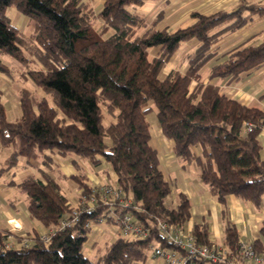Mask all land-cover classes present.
Returning a JSON list of instances; mask_svg holds the SVG:
<instances>
[{
  "label": "trees",
  "instance_id": "1",
  "mask_svg": "<svg viewBox=\"0 0 264 264\" xmlns=\"http://www.w3.org/2000/svg\"><path fill=\"white\" fill-rule=\"evenodd\" d=\"M94 1L0 0V71L18 73L23 82L17 118L7 117L0 96V143L12 148L0 174L13 172L9 183L25 194L29 216L41 227L24 234L0 227V264H146L152 243L176 247L157 222L184 226L191 202L179 191L176 205L166 203L173 186L152 143L148 113L153 110L162 133L174 140L179 162L195 164L221 202L231 193L256 205L264 197L259 142L264 110L228 96L200 74L219 41L264 15V4L240 0L231 9L193 11L190 23L170 27L162 25L170 0H158L153 14L141 9L149 0H103L99 8ZM10 5L27 17L31 32L12 21L6 13ZM191 39L198 44L186 69L168 67L173 54ZM225 54L211 68V78L238 80L264 62V38L244 41ZM5 55L20 66L5 61ZM56 156L70 158L77 172H62ZM80 161L106 165L107 173L116 176L112 183L131 200L129 206L106 193L105 183L93 184ZM21 167L32 172L17 179ZM70 179L79 191L76 202L66 192ZM123 212L150 227L149 235L115 231L96 240L89 253L100 217L117 227L116 214ZM224 221L229 264L242 260L241 242L235 224L226 216ZM48 229L53 231L46 239ZM260 231L264 239V217ZM192 232L198 244L215 243L207 222L196 223ZM10 234L14 239L7 242ZM253 245L257 253L264 252L262 240Z\"/></svg>",
  "mask_w": 264,
  "mask_h": 264
},
{
  "label": "crops",
  "instance_id": "2",
  "mask_svg": "<svg viewBox=\"0 0 264 264\" xmlns=\"http://www.w3.org/2000/svg\"><path fill=\"white\" fill-rule=\"evenodd\" d=\"M250 1L264 4V0ZM239 2L240 0H170L164 7L165 16L162 25H169L170 27L186 25L192 21L191 16L193 11L209 14L222 9H231ZM158 3V0H149L143 4L141 9L153 14L158 7ZM19 24H22L21 21ZM263 38L264 15H256L249 23L227 34L219 41L216 45V54L200 70L201 79L204 82L211 81L219 84L224 93L236 98L245 105L259 107L264 110V62L243 73L238 80L229 81L218 77L211 78V68L227 58L225 53L228 50L244 41L257 43ZM197 44V39H191L183 43L169 60L168 67H177L184 71L188 65L189 55ZM22 85L23 82L18 77V73L10 75L0 71V96L5 104L6 115L8 114L7 108H11L13 111L16 110L15 118L21 115L20 89ZM148 119L151 127L152 123L157 125L155 131L151 129L152 143L159 151L160 168L165 178L173 186L172 203L176 205L178 201L177 192L179 191L186 193L191 202L192 214L185 222L183 228L186 231L192 232L196 223L207 222L210 228V240L214 241L217 245L224 246V217L226 216L235 224L239 232L240 242L253 243L255 240L260 239L264 244L260 231L261 222L264 217V197L261 203L256 205L231 193L226 197L225 203L221 202L213 194L209 186L200 178L199 170L195 164L183 166L179 162L173 148L174 140L162 133L156 111L149 112ZM259 142L261 156L264 158V126L259 132ZM11 150V147H4L0 143V168ZM196 150L200 152L199 147H196ZM56 158L59 161V168L66 175L77 172L70 158L59 156H56ZM80 162L93 184L106 183L107 181L113 182L115 180L116 176L114 173L113 175L112 172L107 173L106 165L93 166L87 161V163L85 161ZM33 163L35 166L39 164L38 162ZM28 168H19L14 177L20 179L24 175L31 173L32 169ZM12 176V171L4 175L0 174V227L10 228L13 232L24 234L27 229H31L33 226H40L38 222L32 220L29 216L25 194L16 185L9 183V179ZM68 185L72 190H75L76 183L74 180L70 179ZM75 194L78 197V189L75 191ZM224 207L226 208L225 211ZM113 230L117 231L116 228ZM106 233L99 226L93 229L87 247L89 253H93L94 242L103 239ZM156 244L158 243L156 242ZM150 252L152 253L151 247ZM157 264H163V261L157 258Z\"/></svg>",
  "mask_w": 264,
  "mask_h": 264
},
{
  "label": "built area",
  "instance_id": "3",
  "mask_svg": "<svg viewBox=\"0 0 264 264\" xmlns=\"http://www.w3.org/2000/svg\"><path fill=\"white\" fill-rule=\"evenodd\" d=\"M246 125L249 130L253 128L252 122L248 121ZM103 186L106 193L117 196L124 206H129L131 200L125 199L121 189L114 183L108 181ZM112 203L114 202L111 201L110 204ZM76 214L75 212L72 216L74 220L77 219ZM116 217L118 225L115 228L118 232L133 233L140 238H145L151 232L150 227L134 219L129 212L117 213ZM99 221L106 223L105 217H100ZM63 224H68V220L63 219ZM157 225L161 234L176 245V247H164L156 243L151 244L153 257L162 260L163 264H228L226 258L229 250L226 247L217 244H198L192 232L186 231L183 226L168 223L162 219L158 220ZM52 231V229H48L43 237L47 239ZM13 239L14 235L10 234L7 242ZM240 249L242 260H230L229 264H264V253H257L253 243L241 242Z\"/></svg>",
  "mask_w": 264,
  "mask_h": 264
},
{
  "label": "rangeland",
  "instance_id": "4",
  "mask_svg": "<svg viewBox=\"0 0 264 264\" xmlns=\"http://www.w3.org/2000/svg\"><path fill=\"white\" fill-rule=\"evenodd\" d=\"M101 2H102V0H95L94 1L95 8H99L100 5H101ZM6 13L10 16V18L12 19V21L16 25H18L19 27H21V29L23 31L29 33V32H31L33 30V27L31 25H29L28 22H27L28 21L27 17L23 13L19 12L13 5H10V6L7 7ZM20 21H21L22 24H19ZM4 60L7 61V62H9V63H11L15 68H17V67L20 66V64L16 61V59H14L11 56L5 55L4 56ZM31 84L33 85V83H31ZM7 110H8L7 116L10 119H14L16 117V112H15L16 110L13 111V109H11V108H7ZM156 127H157V125H155V124L152 123V127H151L152 131H155ZM85 163H87V162L85 161ZM112 175H113V172H112ZM101 184H104V183H101ZM75 191H76V187H75V190H72L70 187L69 188L68 187L66 188V192L69 195L70 200L73 201V202H76L77 201V194H75ZM166 203L168 205H171V206H174L175 205V204L172 203V193H170L166 197ZM99 227L102 228V231L108 232V234H106V236L104 235L103 237H110L113 234L114 235L116 234L115 233V230H113V229H115L116 226L114 224H112V223H102V224H99ZM101 237H102V235H101ZM214 244H216V243H214ZM146 264H157V258L153 257L151 252H149V256L147 258V263Z\"/></svg>",
  "mask_w": 264,
  "mask_h": 264
}]
</instances>
